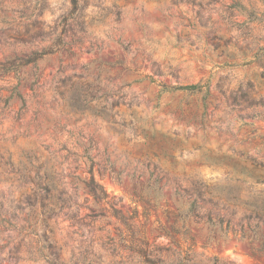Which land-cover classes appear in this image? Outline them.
<instances>
[{
  "label": "rangeland",
  "instance_id": "obj_1",
  "mask_svg": "<svg viewBox=\"0 0 264 264\" xmlns=\"http://www.w3.org/2000/svg\"><path fill=\"white\" fill-rule=\"evenodd\" d=\"M77 4L0 0V264H264V0Z\"/></svg>",
  "mask_w": 264,
  "mask_h": 264
},
{
  "label": "trees",
  "instance_id": "obj_2",
  "mask_svg": "<svg viewBox=\"0 0 264 264\" xmlns=\"http://www.w3.org/2000/svg\"><path fill=\"white\" fill-rule=\"evenodd\" d=\"M72 7L75 9L77 8V0H70ZM52 52V48H43L40 51H31L28 54H24L23 56H15L12 59H6L3 62H0V71L2 72H7L11 69L18 70L20 67H23L28 64L34 65L38 59H41L45 54H49ZM37 77H40V74L37 75ZM150 81H152L151 78H149ZM208 83H205L203 85L199 84H189V85H180V86H172L168 87L171 90H185V91H197L200 90L202 87H205L206 93H208L207 90ZM163 89H166L167 86L162 84ZM15 89V87H14ZM16 90V89H15ZM15 95L22 101V104L24 105V100L17 91ZM2 155H0V158ZM20 177L24 179V176L22 173H19ZM36 185H37V190L41 191L40 195V201H41V209L43 214H47V217L51 215V213L54 211V207L51 206L48 202L47 199L51 198V194L49 193V178L47 175H43V177L40 175L38 171L35 172V175L33 177ZM84 186L87 192L93 196L95 200H100L104 199L107 194L104 191L102 185L98 182L95 181L93 176L89 178L88 181H84Z\"/></svg>",
  "mask_w": 264,
  "mask_h": 264
}]
</instances>
